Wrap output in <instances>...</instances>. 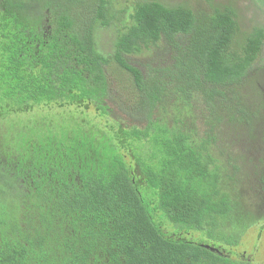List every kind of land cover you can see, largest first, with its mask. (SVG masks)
Segmentation results:
<instances>
[{
  "label": "trees",
  "instance_id": "trees-1",
  "mask_svg": "<svg viewBox=\"0 0 264 264\" xmlns=\"http://www.w3.org/2000/svg\"><path fill=\"white\" fill-rule=\"evenodd\" d=\"M197 10L0 0V264L261 259L264 222L227 186L231 150L264 130V27L239 41L231 4Z\"/></svg>",
  "mask_w": 264,
  "mask_h": 264
},
{
  "label": "rangeland",
  "instance_id": "rangeland-1",
  "mask_svg": "<svg viewBox=\"0 0 264 264\" xmlns=\"http://www.w3.org/2000/svg\"><path fill=\"white\" fill-rule=\"evenodd\" d=\"M119 2L124 0H118ZM167 4H188L193 9L197 11H207L210 7L211 1L213 4L221 3L224 5L231 4L234 9L237 11V18L241 27V35L239 36V41L244 34L248 33L252 30L253 27H264V5L261 3L260 0H162ZM117 3V0H115ZM125 3V2H124ZM122 5V4H120ZM132 7V5L130 6ZM112 35L108 33V30L103 32L102 35V46L106 50H109V40L111 39ZM167 58L170 60V54H168ZM117 68L113 66V69ZM257 71L253 69L252 74L253 76L257 77L258 86L264 93V47L263 51L260 54L259 62L256 63L255 66ZM111 70V69H110ZM119 70L117 73H112L109 71V76L111 80V84L114 86H119L120 91L123 90L125 83H128V80H125L124 83L120 78ZM251 74V75H252ZM264 98V95H263ZM73 110L76 112V115H80L81 113L75 109L71 108L69 111ZM110 117L117 121H121L123 123H131V120L124 115L120 110L114 109L110 114ZM264 128V123H263ZM262 129V128H261ZM263 135H262V134ZM246 138V137H244ZM249 138V139H248ZM242 139L240 143L236 146L235 150H231L236 154L241 155V159L239 162L240 170L237 174V181L233 183L230 181L228 183V190L232 195L240 194V200L242 201V205H238L237 208L239 210L245 211L243 216H239L241 222L243 221L244 224H249L251 220L246 218L248 215H252L254 217V222L258 221L259 225H263L264 222V182H262L261 175L264 176V130L262 132H258L257 136L249 137ZM251 145H254L252 147ZM236 157V156H235ZM234 157V158H235ZM239 160V159H238ZM242 160V162H241ZM253 163L257 164V170H253ZM254 172V173H253ZM252 175L249 177V175ZM238 219V223H241ZM258 227V225L256 226ZM241 232L242 235L246 233V228H240L238 233ZM255 232V228L247 231L246 236L250 237L252 233ZM240 234V233H239ZM252 240V239H251ZM250 240V242H251ZM245 245L239 246V250L243 249ZM261 259H251L250 263H246L244 260H238L237 264H264V249L262 250ZM256 257L258 254L255 255ZM254 256H251L253 258ZM255 257V258H256ZM254 260V261H253ZM256 261V262H255Z\"/></svg>",
  "mask_w": 264,
  "mask_h": 264
}]
</instances>
